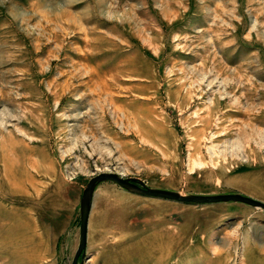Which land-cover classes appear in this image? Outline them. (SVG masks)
Returning a JSON list of instances; mask_svg holds the SVG:
<instances>
[{
  "label": "rangeland",
  "instance_id": "374dc122",
  "mask_svg": "<svg viewBox=\"0 0 264 264\" xmlns=\"http://www.w3.org/2000/svg\"><path fill=\"white\" fill-rule=\"evenodd\" d=\"M99 173L264 203V0H0V264H71ZM78 263L264 264V211L101 182Z\"/></svg>",
  "mask_w": 264,
  "mask_h": 264
},
{
  "label": "water",
  "instance_id": "95a60500",
  "mask_svg": "<svg viewBox=\"0 0 264 264\" xmlns=\"http://www.w3.org/2000/svg\"><path fill=\"white\" fill-rule=\"evenodd\" d=\"M106 181L113 182L130 193L150 198L197 205L229 202L241 203L264 211V203L240 194L181 195L174 191L146 187L137 179L122 178L116 173H99L88 181L80 199L79 243L71 264H80L78 263V259H82L84 256L87 242L88 217L91 210L93 192L99 183Z\"/></svg>",
  "mask_w": 264,
  "mask_h": 264
},
{
  "label": "bare ground",
  "instance_id": "6f19581e",
  "mask_svg": "<svg viewBox=\"0 0 264 264\" xmlns=\"http://www.w3.org/2000/svg\"><path fill=\"white\" fill-rule=\"evenodd\" d=\"M7 148V147H6ZM27 152V151H26ZM14 155V162L11 164V166L13 165V167H16L18 169H20V175L18 176L19 182H33V176L30 173V170H35L36 172H39L40 169V165H38L37 163L33 162L32 160H28L26 158L27 155L23 154V153H18ZM11 154V153H10ZM7 164V163H6ZM9 165V164H8ZM9 166V167H11ZM15 168V169H16ZM12 170V169H11ZM11 170H9V172H11ZM13 174V173H12ZM42 174V173H41ZM40 175V174H39ZM9 176L10 179H12L10 175ZM14 177V176H13ZM37 177V176H36ZM8 178V177H7ZM17 178V177H14ZM22 179V181L20 180ZM9 180V179H8ZM15 180V179H14ZM10 181V180H9ZM15 185V182H14ZM37 187V186H36ZM95 191V189H94ZM218 195V194H217ZM90 215V213H89ZM89 219V217H88Z\"/></svg>",
  "mask_w": 264,
  "mask_h": 264
}]
</instances>
